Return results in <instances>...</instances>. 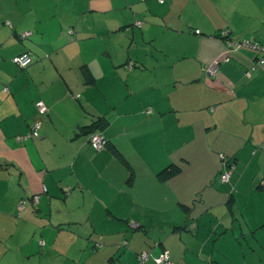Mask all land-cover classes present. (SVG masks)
<instances>
[{
  "label": "crops",
  "instance_id": "0c3cea01",
  "mask_svg": "<svg viewBox=\"0 0 264 264\" xmlns=\"http://www.w3.org/2000/svg\"><path fill=\"white\" fill-rule=\"evenodd\" d=\"M61 1L0 0V264L264 261L240 240L264 244V213L241 207L264 204V63L229 46L264 43V0Z\"/></svg>",
  "mask_w": 264,
  "mask_h": 264
},
{
  "label": "built area",
  "instance_id": "2783aa9c",
  "mask_svg": "<svg viewBox=\"0 0 264 264\" xmlns=\"http://www.w3.org/2000/svg\"><path fill=\"white\" fill-rule=\"evenodd\" d=\"M159 2L163 3L165 0H158ZM197 32H199V30H197ZM31 32H25L23 33V36H28L30 35ZM224 34H227L226 32H224ZM250 46L254 49L257 50H261L262 52H264V45H261L259 43H255L252 42L250 39H243L241 41H229V46L231 49H236L240 46ZM230 58L229 56H226L224 58H216L212 64L206 69L207 73L211 76H216L219 72V66L222 62L224 61H229ZM263 61V59H261V62ZM14 62H16L18 65L25 67L28 66L31 62H32V58L30 56L29 53L24 52L16 57H14ZM248 76L251 75L250 71H248L246 73ZM9 88L8 86L5 87V90L7 91ZM36 108L38 110V113L40 114V116H45L49 113V107L47 106V104L43 101V100H38L36 102ZM42 123V119H38L34 122L33 124V128H32V132L31 135L32 136H39V128L41 126ZM89 142L91 144V146L95 149V150H102L104 148L107 147L108 145V140L107 138L102 134V133H98V132H93L90 135V139ZM230 178V173L229 172H225L222 175V181L227 182L229 181ZM23 208V202L20 203V209ZM141 260L142 262H140V264H143L145 260L148 259L149 254L148 252L144 251L141 254ZM157 262L159 264H174V262H172L169 258V254L167 251L163 252L158 258H157Z\"/></svg>",
  "mask_w": 264,
  "mask_h": 264
},
{
  "label": "rangeland",
  "instance_id": "374dc122",
  "mask_svg": "<svg viewBox=\"0 0 264 264\" xmlns=\"http://www.w3.org/2000/svg\"><path fill=\"white\" fill-rule=\"evenodd\" d=\"M122 1V0H121ZM243 0H230V3H232V4H234V5H237L238 3H240V2H242ZM120 2V1H119ZM67 3L69 4V3H71L69 0H62L61 1V4H60V6H62L63 4H66L67 5ZM183 20H184V18H183ZM135 24V23H134ZM136 25L138 26V27H140L139 25H138V22L136 23ZM71 33H73V32H71ZM90 43H86L85 44V46H87V45H89ZM264 44V43H263ZM93 49V46L91 45L90 47H88L87 49H85V51L86 52H88L89 50H92ZM183 178H185V176H183L182 177V179ZM190 180V179H189ZM191 180H192V178H191ZM244 204H246V202H244ZM254 206H257V207H259L260 208V211H261V213H264V204H257V203H251L250 204V207L251 208H246V206L245 205H242L241 207L244 209V213H245V216H248L249 215V212L251 211V210H253L254 208ZM200 207V209H202L203 208V206H199ZM238 207V206H237ZM239 209V208H238ZM238 209H236V211H235V217L233 216V215H231L230 217H228V219L226 220L227 221V227H229V228H231L232 226H230L231 224H233V226H235V228H239L240 229V224H242L243 226H245V224H244V221H245V223L248 221V220H246V219H244L243 218V216L241 215V211H239ZM264 217V216H263ZM210 220V219H209ZM212 223V222H211ZM215 224L213 223V226H214ZM207 230H209L208 228H207ZM229 232H231V230H229ZM232 233V232H231ZM247 235H250V236H244V238H241L240 240L243 242V246H245V254H246V256H251V254H253V256H257V253H258V251H262V250H264V244H263V242H256V244H254L255 245V248H256V250H253V251H251L252 250V247L254 246V245H251V242L253 241V240H256V238H257V234L255 235V234H252V233H248ZM259 235H260V237L262 238V239H264V231H263V234H261V232H259ZM248 241H251L250 243L248 242ZM240 245V244H239ZM235 253H236V250H233ZM245 263H249V262H245ZM253 263H255V264H264V261H262V262H253Z\"/></svg>",
  "mask_w": 264,
  "mask_h": 264
},
{
  "label": "trees",
  "instance_id": "16d2710c",
  "mask_svg": "<svg viewBox=\"0 0 264 264\" xmlns=\"http://www.w3.org/2000/svg\"><path fill=\"white\" fill-rule=\"evenodd\" d=\"M238 41H241V40H238ZM255 43H259V44H261V45H264V44H262V43H260V42H255ZM242 46H244V45H242ZM241 47V46H240ZM246 47H250V46H246ZM257 50V49H256ZM258 51H260L261 53H262V56L259 58V62L260 63H264V52H262L261 50H258ZM25 52H27V51H25ZM22 53H24V52H22ZM21 53V54H22ZM27 53H29V52H27ZM30 54V53H29ZM18 55H20V54H18ZM17 55V56H18ZM30 56H31V54H30ZM16 57V56H15ZM31 58H32V56H31ZM261 59H263V61L261 62ZM33 60V59H32ZM13 61H14V58H13ZM230 61V60H229ZM229 61H227V62H229ZM224 62H226V61H224ZM14 63H16V62H14ZM32 63V62H31ZM223 63V62H222ZM17 64V63H16ZM18 65V64H17ZM20 66V65H19ZM21 68H25V67H27V66H25V67H22V66H20ZM84 71H85V74H86V81L88 82V83H93V81H94V75H93V73L90 71V69L87 67V66H85V68H84ZM248 71H250V73H251V75H252V70H247L245 73H247ZM251 75L250 76H248L247 74H246V76H248V77H251ZM92 133V132H91ZM35 137V136H34ZM36 137H38V136H36ZM224 161H222V164L224 165V162H225V158H222ZM179 172V168H178V166L177 165H175V164H170V165H168L167 167H165V168H163L162 170H160L159 171V173H158V175H159V177L160 178H162V179H167V178H169V177H171V176H173V175H175L176 173H178ZM225 172H229L228 170H225V171H221L220 172V180H221V182H224V181H222V175L225 173ZM230 173V172H229ZM229 181H230V178H229ZM229 181H227V182H224V183H228ZM37 199V197H35V200ZM181 228H184V225L183 226H180ZM127 243V242H126ZM144 251H146V252H148V254H149V257H148V259L147 260H145L144 261V263L143 264H147L148 263V261L149 260H153L154 262H155V264H159L158 262H157V258L163 253V252H165L166 250H164V251H161L158 255H152L151 254V251H149V250H143V251H141L140 252V254H139V256H138V261H139V264H140V262H142V260H141V254L144 252ZM169 254V253H168ZM169 258H170V256H169ZM171 260V259H170ZM172 261V260H171ZM173 262V261H172Z\"/></svg>",
  "mask_w": 264,
  "mask_h": 264
}]
</instances>
